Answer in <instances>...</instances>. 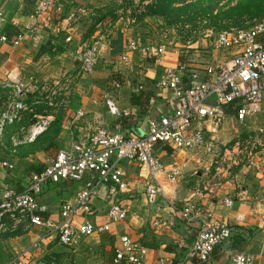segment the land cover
Listing matches in <instances>:
<instances>
[{
  "label": "crops",
  "instance_id": "0c3cea01",
  "mask_svg": "<svg viewBox=\"0 0 264 264\" xmlns=\"http://www.w3.org/2000/svg\"><path fill=\"white\" fill-rule=\"evenodd\" d=\"M121 1L66 0L52 13L46 28L25 35L15 46L0 40V115L10 111L16 115L11 125L4 126L0 136V159L14 164L13 171H0L2 186L22 191L31 174L41 172L57 151L69 148L71 132L80 138L87 137L98 120L108 130H114L119 124L121 131L138 135L146 129L148 121L173 112L175 98L170 91L159 88L158 81L166 68L184 63L175 50L162 46L161 55L148 53L145 51L147 41L133 36L130 28L119 22L123 18L113 21L106 16L88 33L94 12L104 13ZM36 2L0 0V37L13 39L24 25L32 24L29 15ZM123 11L127 13L120 8L114 14ZM99 33L106 39L108 53L90 75H80L74 53L79 46L90 44ZM67 37L71 38L69 42H65ZM129 42H134L136 49L127 50ZM228 53L232 54L221 51L222 56L211 64L221 63ZM109 98L120 110L128 112V116H110L105 104ZM11 104H20L22 108H10ZM230 110L227 109L223 119V125L228 128L226 132L234 120L233 110ZM80 111L83 116L76 118ZM39 116L49 121L47 129L30 142L24 140ZM262 117L264 112L255 119L259 122ZM253 130L258 132L255 134L257 138L260 136L259 140L264 138V129ZM11 138L20 142L15 152H11ZM237 141L244 146L251 141L254 148L251 158L247 159L243 149L232 156L235 149L229 153L231 143H220L222 149L218 157L206 149L178 152L170 147H158L157 156L164 168L176 169L178 175L161 180L163 194L153 205H148L144 199L145 184L149 180L139 176L136 164L121 162L128 188L113 200L127 209L125 221L112 226L109 232L79 238L71 246L59 244L45 229L21 226L0 239V263L10 261L20 249H27L36 242L29 254L40 264H116L113 248L120 236L127 235L147 249L143 264H158L159 259H164V264H200L195 259L185 260L198 223L187 226L178 211L171 207L174 203L179 209L184 200L190 198L194 205L211 212L217 219H225L231 226L223 251L216 248L211 262L206 264H225L231 254L240 251L255 254L254 264H264L261 229L264 148H256L257 141L251 139L235 143ZM224 154L226 158L222 157ZM95 178V175H87L82 182L47 185L37 199L47 208L44 216L59 221L61 206L74 201L85 182ZM206 185L212 192L201 190ZM104 196L105 191H100L93 199L94 215L76 217L75 223L83 219L101 222L110 205ZM224 198L233 201L231 208L223 206ZM237 215L243 216V222L235 221ZM181 241L186 244L182 249L178 247Z\"/></svg>",
  "mask_w": 264,
  "mask_h": 264
},
{
  "label": "built area",
  "instance_id": "2783aa9c",
  "mask_svg": "<svg viewBox=\"0 0 264 264\" xmlns=\"http://www.w3.org/2000/svg\"><path fill=\"white\" fill-rule=\"evenodd\" d=\"M64 1L66 0H37L33 13L29 15L32 24L24 25L13 39L8 40L2 36L0 40L15 46L25 35L46 28L52 13ZM70 40L67 37L65 42ZM148 45L145 47L148 53L153 56L162 54V46ZM214 48L218 51H231L232 54L228 53L221 63L215 65L192 66L181 63L175 68L165 69L158 86L170 91L175 98L170 115L148 121L146 129L138 135L121 131L119 124L114 126V130H108L98 120L96 128L87 137L80 138L71 132L69 148L57 151L41 172L31 174L22 191L0 184V239L24 225L31 229L47 230L63 246H71L79 238L109 232L112 226L122 223L127 217V209L113 200L114 196L128 188L121 162L136 164L139 176L149 180L145 184L144 199L148 205H153L163 194L161 180L178 175L176 169L164 168L157 156L158 147H170L178 152L206 149L209 153H214L217 147L216 134L227 109L233 110L232 116L239 123L260 112L264 97V18L246 29L219 32L214 40ZM126 49H136L135 43L129 42ZM107 53L106 39L100 33L90 44L79 46L74 53L79 74L90 75ZM122 59L125 60L126 57ZM105 104L112 117L120 118L129 114L120 110L110 98L106 99ZM11 107L22 108L20 104H11ZM11 112L0 115V136L4 126L11 125L16 119V115ZM83 114L82 111L77 112L75 117L80 118ZM48 124L45 117H36L24 140L32 141L47 129ZM10 143L11 152H15V147L20 142L11 138ZM243 146L237 141L229 153L235 149L234 152L238 155L243 149L247 159L251 158L254 149L251 141H247L244 148ZM222 157L226 158V155ZM13 170L14 164L0 159L1 172ZM87 175H95L96 178L85 182L74 201L61 206L59 221L44 216L47 208L37 199L47 185L82 182ZM201 190L212 192L208 185ZM100 191H105L104 197L110 202L102 221L93 223L83 219L76 224V217L94 215L92 202ZM191 201L190 198L185 199L179 209H176L174 203L171 207L178 211L187 226L198 223L185 260L195 259L200 264H206L211 262L216 248L223 251L231 226L225 219L213 217L211 212ZM222 204L225 208H231L233 201L224 198ZM243 220L242 215L235 218L238 223ZM261 229L264 237V218ZM185 246L183 241L178 244L180 249ZM35 247L36 242L27 249H20L4 264H40L31 259L29 254ZM113 254L116 264H143L147 249L124 235L118 238ZM255 259V254L240 251L231 254L225 264H254ZM164 262V259L158 260V264Z\"/></svg>",
  "mask_w": 264,
  "mask_h": 264
},
{
  "label": "rangeland",
  "instance_id": "374dc122",
  "mask_svg": "<svg viewBox=\"0 0 264 264\" xmlns=\"http://www.w3.org/2000/svg\"><path fill=\"white\" fill-rule=\"evenodd\" d=\"M237 1L239 0H216L215 3H212V5L215 4L212 12L213 14H216L220 8L225 9L226 6H232ZM149 2L150 1H144L142 5L138 2H134L131 7L127 6V13L123 11L124 15L123 13L117 12L115 19L123 18L119 22L130 28L131 33H133L132 35L135 37L137 36L138 40L143 42L147 41V44L153 46H164L169 48V50L172 48L175 50L177 55L179 54L184 63L191 64L192 66L210 65L216 58L222 56L220 54L221 51L214 48L215 37L220 31L217 32L214 30L204 19H197L195 24L187 23L185 26L176 27L167 25L161 18H143V8L141 7L147 5ZM259 20L260 19L251 20L252 22L250 24L246 21L243 23L242 28L231 27L229 29H246L254 25ZM208 24L209 26H207ZM262 112H264V106H262L260 112H258L254 117L244 121L243 123H238L235 119L232 120L230 125L232 127L228 132H226L228 128L223 125V118L216 134L219 146L216 151L212 153V155L215 157L219 156L222 149L220 143H231V146H233L232 143H235L236 140L240 139H251L257 141L258 144H256L255 147L260 149L264 148V138L259 140L260 136L257 138V135L255 134L258 132L253 130L254 128L264 129V117H262L259 122L255 119L257 115ZM235 155L236 152H233L232 156Z\"/></svg>",
  "mask_w": 264,
  "mask_h": 264
},
{
  "label": "trees",
  "instance_id": "16d2710c",
  "mask_svg": "<svg viewBox=\"0 0 264 264\" xmlns=\"http://www.w3.org/2000/svg\"><path fill=\"white\" fill-rule=\"evenodd\" d=\"M144 1L150 2L141 7L143 18H161L167 25L176 27L185 26L187 23L195 24L197 19H204L210 27L221 32L231 27L242 28L246 21L250 24L253 20L264 18V0H239L225 9L220 8L216 14L212 12L215 6L212 3L216 0H139L138 3L142 5ZM133 3V0H122L120 5H114V8L104 13L94 12L88 33H91L98 23H102L106 16L114 21L115 11L120 8L126 10L127 6L131 7ZM101 33L104 34V30Z\"/></svg>",
  "mask_w": 264,
  "mask_h": 264
},
{
  "label": "bare ground",
  "instance_id": "6f19581e",
  "mask_svg": "<svg viewBox=\"0 0 264 264\" xmlns=\"http://www.w3.org/2000/svg\"><path fill=\"white\" fill-rule=\"evenodd\" d=\"M162 184V183H161Z\"/></svg>",
  "mask_w": 264,
  "mask_h": 264
}]
</instances>
